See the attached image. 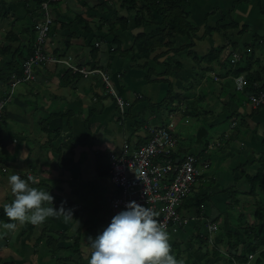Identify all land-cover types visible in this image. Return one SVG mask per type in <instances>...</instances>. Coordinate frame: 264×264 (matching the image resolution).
<instances>
[{"label":"crops","instance_id":"0c3cea01","mask_svg":"<svg viewBox=\"0 0 264 264\" xmlns=\"http://www.w3.org/2000/svg\"><path fill=\"white\" fill-rule=\"evenodd\" d=\"M25 1L6 3L0 0L4 8V16L0 14V43L11 30L25 40L22 32L29 24ZM117 1L69 0L68 4L52 7V21L58 25L51 26L50 33L52 45L56 48L64 46L70 33L75 34L68 54L75 56L77 64L102 69L111 75L120 97L130 102L125 114L120 112L117 99L106 90L100 75L71 82L65 78L61 66L52 63L38 67L37 79L33 83L18 85L16 93L6 104L0 120V189L4 191L3 196L0 193V264H88L93 251L91 239L101 234L110 221L102 203L117 194L109 176L98 175V158L124 146L136 148L145 144L151 126H165L170 121L175 123L177 130L179 144L176 154L188 150L202 154L200 152L206 146L209 148L202 155L210 163L209 168L202 172L185 201L190 203L196 195L205 199L202 213L218 218L220 230L214 238L219 249L228 251L223 240L229 241L231 232H235L241 236L240 244L236 246H240V254L251 234L246 227L264 225V104L256 108L245 95L236 92L228 82L230 76L222 75L225 70L220 65H216L215 71L201 76L192 53L203 57L212 47L224 46V31L216 30L202 41H194L193 45L189 37L178 36L173 40V48L176 50L185 45L184 48L178 53L172 48L167 53L169 48H162L160 52L167 54L157 61L150 58L145 63L136 62L131 54L111 52L110 45L101 42L100 52L94 58L90 46L99 40L97 37L92 40L82 25L73 22L81 14L91 25H96L103 16L113 15L114 6L118 7ZM236 1L189 0L185 10L189 19L196 21L199 35H203L204 16L211 13L207 25L216 26L223 14L230 13ZM247 1L248 6L236 7L233 15L227 18V22L233 17L239 24L248 26L246 36L238 31L232 37L241 45H251L254 35L264 33V18L258 6L251 4L256 0ZM93 20L99 22L92 24ZM61 21L65 22V28L59 27ZM14 44L24 45L21 41ZM129 44L125 42L124 47L128 48ZM228 54L229 51L224 52V58ZM260 57L264 59L263 52ZM161 62L173 65V73L167 75V67ZM4 64L3 61L0 63V101L8 96L10 88L8 74L2 70ZM139 64L141 67L137 66ZM214 75L220 80L216 81ZM158 77L164 80L154 82ZM53 83L57 86L55 94H47L46 86L53 87ZM170 87L173 95H177L173 112L164 104L161 109L154 108L166 100ZM140 94L142 98L138 97ZM48 97L49 104L46 105ZM58 107L65 112L56 111ZM236 118L240 124L232 126ZM64 131H68L65 137ZM210 134L211 140L208 139ZM87 137L92 139L90 143ZM194 144L202 148L188 149ZM8 173L19 174L30 186L49 192L53 205L47 202L44 206L63 207L71 211L72 218L65 220L63 214H58L46 218L42 224H17L14 231L8 230L5 225L11 221L4 215L3 206L14 199ZM101 190L109 192L110 196L98 200ZM190 213L192 216H187L192 218L184 228L167 230L171 254L178 264H225L227 256L216 258L197 240V210L192 208ZM81 223L86 226L78 241L76 237ZM45 227L49 228L48 236L58 241L59 250L54 256L50 245L39 241ZM177 251L180 252L178 256ZM255 262L250 261L251 264Z\"/></svg>","mask_w":264,"mask_h":264},{"label":"trees","instance_id":"16d2710c","mask_svg":"<svg viewBox=\"0 0 264 264\" xmlns=\"http://www.w3.org/2000/svg\"><path fill=\"white\" fill-rule=\"evenodd\" d=\"M46 1L49 0L25 1V4L28 6V11L26 14L27 19H29V24L28 28L22 32V34L26 37L24 41L17 33L11 30L6 34L3 42L0 43V58L3 62H5V64L1 66H3L2 70H5L8 74L7 81L12 74L21 77L23 75L24 63L35 53V38H37L39 33L37 29V23L38 21L45 19L44 12L42 10V3ZM68 2L69 0L51 2L50 8L58 5L60 6L62 3L68 4ZM117 4L118 7L114 10L112 16H103L102 21L94 26H92L88 20L84 19L81 14L76 16L73 23L78 22L80 25H82L84 31L91 36L92 40L97 37L99 43L101 42L103 44L110 45L111 52L113 51L114 53H120L121 55L131 54L132 58L136 62L143 61L144 63L150 58H154L157 61L159 57H164L167 53L172 51V49L175 50V48H173V40L178 36L189 37L192 39L191 45H193L194 41H196V38H198L196 33L199 31V27L197 26L196 21L189 19V13L185 10L189 4V0H118ZM243 4L248 6L250 3L247 0L236 1L230 10V13L228 15L223 14L222 20H220L216 26L207 25V20L211 14L207 13L204 16V20L206 22L205 31L204 34L200 36V38L205 39L206 37L211 36L208 34H212L216 30H223L226 38L225 45L212 47L206 55H203V57H199L195 52L192 53L195 56L194 60L196 62V67L198 68L201 76H205L208 73L215 71L216 65H220L222 67L221 69L225 70L224 74L222 73V75L230 76V80L228 82L232 83V88L235 89L239 94L246 96L250 93H258V91L263 89L264 86V59L260 57L261 52L264 53V33H257L254 35L251 40V45L248 43L241 45L240 41L235 42L232 40V37L237 35L238 31L241 32L242 35L246 36L245 32L248 28L247 25L239 24L233 19V17H231L230 21L227 22V18L232 16L237 10L236 7H240L242 9L244 7ZM251 4H254L255 7L258 6L260 14L264 18V0H256ZM89 10L93 9L89 8ZM3 12L4 8L0 4V14L4 16ZM54 22L55 20L51 22V26L58 25ZM64 26L65 22L61 21L59 27L62 29V27L65 28ZM74 36L75 34L73 32L70 33V35L65 39L66 42L64 46L56 48L52 45V34L49 35L42 45L45 54L48 56L53 55L55 57H61L62 55H65L71 46ZM17 41H21L24 45L15 46L14 43ZM125 42L130 43L128 48L124 47ZM226 42L228 43L226 44ZM60 43L61 41H59V44ZM191 45H188V48H190ZM184 46L185 45H182L175 51L178 53L184 48ZM90 47H92V56L95 58L100 52V49L93 42ZM162 48L169 49H167V53L160 52V49ZM226 51H229V54L226 58H224L225 55L223 56V53ZM192 53L189 52V54ZM234 55L239 57V60L236 63L232 62ZM46 64L47 63H43L42 65ZM161 64L167 67V75L173 73V65L162 62ZM137 66L141 67L140 64ZM170 70L172 72H169ZM241 75L245 76L247 82L244 92L236 89L237 85L234 80ZM64 76L71 82H74L76 79L80 78V75L78 73H73L72 70L64 71ZM213 77L216 81L220 80L218 75H214ZM164 78L158 77L154 82H160V80L163 81ZM176 97L177 95L175 93L173 95V91L170 87L168 90V97L166 98L167 100L165 101L164 105L166 104L165 106L168 107L167 103L169 99L171 104H173V100L176 99ZM248 102L250 103L249 100ZM154 108L159 109L160 103L154 105ZM169 110L170 112H173L172 108H169ZM165 128H167L168 131L173 134L169 126H166ZM178 144L179 142L177 139L175 149H173L167 157H169V159L174 162L176 158H179V164H182L188 156H193L196 160L195 166L199 172V175L196 177L195 183L192 185L191 189L188 190L186 195L181 199L177 208V212L181 220H189L192 218V213H190V210L192 208L197 210L196 216L198 219L195 227V236L197 240L202 242L204 247L217 258L222 254L219 251V246L217 245L216 238H214V236L212 238L214 239L215 247L210 244L211 235L209 226L216 224L219 228L218 218L202 213L203 205L206 202L203 197L196 195V198L192 199L190 203H187L189 200L185 201L191 194L195 184L198 183L200 175L204 171L205 163L208 161L203 159L202 155L209 148L206 146L203 151L200 152L202 154L186 151H180L176 154ZM98 162V175L109 176V156L106 155L98 158ZM174 180H176V177L164 175L162 177L161 183L170 185L174 182ZM116 195H118V191ZM207 197L209 198L210 196L207 195ZM108 201H105L102 204H105L103 208L106 211L107 219H110L111 221V218L115 214L109 208ZM46 203L47 202H45V204ZM100 212H103L102 208H100ZM187 215L191 216L188 217ZM188 222L186 224H177L176 227H170L169 229L178 230L180 228H184ZM84 226H86V223H81L77 231L78 236L76 237V240L78 241L80 240L81 230ZM253 228L249 226L246 227V230L250 231L251 234L248 237V242H245L244 244L245 249L240 254V246H236L240 244L241 236H237L235 232H231L232 238L228 236V238L230 237L228 239L229 241L225 242L223 240V244L228 247L227 250L230 253H232L231 250H236V252H234L233 255L229 257L228 264H234L233 260H238L240 264H251L250 261L252 262L254 260H256L254 264H264V225H257V227ZM48 231L49 228L45 227V230L43 231L39 241H46L50 245V251L54 256L59 250L57 246L58 241L54 238H50V236H48ZM176 254L178 256V254L180 255V252L177 251ZM250 254H255V257L253 259H249Z\"/></svg>","mask_w":264,"mask_h":264},{"label":"built area","instance_id":"2783aa9c","mask_svg":"<svg viewBox=\"0 0 264 264\" xmlns=\"http://www.w3.org/2000/svg\"><path fill=\"white\" fill-rule=\"evenodd\" d=\"M57 1L65 0H49L42 3L45 19L37 23L39 33L35 38V53L24 63V76L22 78L12 75L10 96L20 82L35 79L34 70L40 64L49 61L68 64L66 60H59L54 56L46 55L42 47L51 29L53 16L50 3ZM237 60H239V57L234 55L232 62L235 63ZM103 76L108 84V92L117 98L121 111H124L130 103L118 97L109 83V76L105 74ZM234 80L237 90L244 92L247 84L245 76H239ZM247 98L254 107L264 104V86L258 93L247 94ZM7 101L8 99L0 101V120ZM149 132L150 139L146 145L140 146L132 152L129 151L128 147H125L120 152L111 154L110 179L116 187L118 195L109 199L108 203L109 208L115 215L124 210L125 205L131 201L151 208L158 213L157 221L162 223L167 230L170 227H176L177 224H186L190 220H181L177 208L181 199L195 183L199 172L195 166L196 160L193 156H188L182 164L177 163L179 160L174 162L167 157L176 146V139L167 128H151ZM2 168L4 171L7 170L5 166ZM164 175L176 177V180L170 185L163 184L161 180ZM209 231L210 241H212V235L217 231V225H210ZM223 254L227 258L231 257L228 253L224 252ZM254 257L255 254L249 255V259ZM233 261L234 264H240L237 260Z\"/></svg>","mask_w":264,"mask_h":264},{"label":"clouds","instance_id":"9594fccd","mask_svg":"<svg viewBox=\"0 0 264 264\" xmlns=\"http://www.w3.org/2000/svg\"><path fill=\"white\" fill-rule=\"evenodd\" d=\"M99 45L100 43L97 42L96 46L99 47ZM68 50L65 55H62L61 57H56V59L59 60H66L68 64L65 62H58V61L57 62L49 61L45 63L47 64L52 63L54 65L61 66V70H63V73L64 71L72 70L73 73H78L80 75V78L81 77L88 78L91 75H95V74L100 75L103 83L105 84L107 91H109V88L107 82L104 80L103 75L104 74L108 75L110 85L113 87L118 97H120L114 84L111 81L110 74H108L105 71H101L102 69L100 70L95 67L87 68L83 65L77 64L75 62V56L72 54H68ZM42 64H40L38 67H40ZM38 67L35 68L34 70V74H35L34 80L20 82V84L33 83L37 79L36 73ZM23 70H24V66H23ZM12 75L9 78L10 87L13 81ZM23 76L24 74L19 78H22ZM16 89L10 96V88H9V94L5 99H8V101H10L12 96L16 93ZM110 94L113 95L112 93ZM9 96L10 98H8ZM138 97L142 98L143 95L140 94L138 95ZM8 101L6 102V104L8 103ZM127 102L130 103L129 101ZM6 104L4 106V110L2 113L3 115ZM129 106H127V108L124 109V111H121L120 106L118 104V107L122 114L126 113V110L128 109ZM162 127H166V126L156 125V126H151L149 129L162 128ZM173 136L175 137L177 143L176 136L174 134ZM149 139H150V132L148 130L147 142L149 141ZM146 143L143 145H146ZM143 145H139L136 148L128 146V149L130 152H132L133 150H136L137 148ZM125 147L127 146H124L122 149H124ZM175 147L173 149H175ZM121 150L117 152H110L107 154L110 160L109 170L111 167V154L118 153ZM175 161L177 162V160ZM179 161L177 163H179ZM209 165H210L209 162L205 163L204 171L209 168ZM3 166L4 165H2V167ZM109 179H110V173H109ZM8 184L10 187V191L14 196V199L12 200L11 203L4 204L3 206L4 214L9 218V221H11L5 225V227L8 230L14 231L17 228V224L21 226L26 223H30L32 225L42 224L46 220V218L58 214H63L65 220L72 218L71 211L65 210L63 207H61L60 209H56L53 206L45 207L44 206L45 202H51L53 205V197L50 195V193L40 190L36 187L30 186V184L25 179L21 178L19 174L10 175L8 177ZM157 215L158 213H156L151 208L138 204L135 201L128 202L125 205L124 210H121L111 218L110 223L103 230V232L97 235L95 239H91V247L93 251L89 257L88 264H178L176 257L171 254L168 232L164 227V225L157 221L156 219ZM210 244L211 245L214 244L215 247L213 238L212 241H210ZM219 251L221 252L222 256H224L223 254L224 252L228 253L229 255L233 254L230 253L229 251H223L220 249ZM226 260L227 261L225 264H228L229 258H227Z\"/></svg>","mask_w":264,"mask_h":264},{"label":"rangeland","instance_id":"374dc122","mask_svg":"<svg viewBox=\"0 0 264 264\" xmlns=\"http://www.w3.org/2000/svg\"><path fill=\"white\" fill-rule=\"evenodd\" d=\"M5 2L6 3H11V0H5ZM247 4V3H246ZM246 4H243V6H246ZM114 8L116 9L117 7L116 6H114ZM99 21L98 20H93V22H92V24H94V23H98ZM91 24V23H90ZM92 26H94V25H92ZM200 31V30H199ZM199 31H197V33H196V35L198 36V38H196V40L197 41H201L202 39L200 38V36L201 35H199ZM0 63H1V61H0ZM2 75H3V72H2ZM209 78H213V77H209ZM192 82H194V80H192ZM192 85V83H190L189 84V86H191ZM57 90V86L56 85H54V83H53V87L52 86H46V89H45V91L47 92V94H55V91ZM49 98L50 97H48L47 99H46V105L47 104H49ZM63 99V98H62ZM149 100L152 102V103H154V101L152 100V98L151 97H149ZM167 100V99H166ZM166 100H163V101H161L160 102V109L162 108V106H163V104L165 103V101ZM41 101H44V98H42V100ZM59 101L61 102V100L59 99ZM175 101H176V99H174L173 100V104H171V102H170V99L168 100V103H167V105H168V108H173V107H175L176 105V103H175ZM57 102V101H56ZM52 103H55V100H54V102L52 101ZM45 105V106H46ZM166 105V104H165ZM164 105V106H165ZM171 105V106H170ZM44 107V106H43ZM166 107V106H165ZM258 107H261V106H258ZM258 107H256V108H258ZM56 111L57 110H62L63 112H65V110H63L62 108H60V107H58V108H56L55 109ZM170 122H172V121H170ZM170 122H168L167 124H165V126H169V128L172 130V132H173V134L176 136V132L175 131H177V130H175V123L173 124V122H172V124H170ZM238 124H240V121L238 120V118H236V119H233V121H232V126H236V125H238ZM160 126H161V124H159ZM156 126V125H155ZM69 131V130H68ZM68 131L67 132H65L64 131V134H63V136L65 137L66 136V134L68 133ZM211 138H212V135L210 134L209 136H208V139H210L211 140ZM91 138L90 137H87V142L88 143H90L91 142ZM84 143V142H83ZM197 148V149H201L202 148V146H197V145H190V146H188V149H190V148ZM188 152H191V150H188ZM46 163H48V162H46ZM7 175V179H8V177L11 175L10 173H8V174H6ZM112 183V182H111ZM113 189H115V187L113 186ZM0 193H1V196H3L4 195V191L3 190H1L0 189ZM101 197H98V200H101V198H106V197H109L110 196V193L109 192H104L103 190H101ZM102 200H105V199H102ZM219 230H220V228H217V231L213 234V236H215L218 232H219ZM213 246H214V244H212ZM2 261V260H1Z\"/></svg>","mask_w":264,"mask_h":264}]
</instances>
